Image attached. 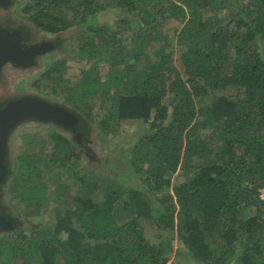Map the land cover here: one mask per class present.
Returning a JSON list of instances; mask_svg holds the SVG:
<instances>
[{"label": "trees", "instance_id": "1", "mask_svg": "<svg viewBox=\"0 0 264 264\" xmlns=\"http://www.w3.org/2000/svg\"><path fill=\"white\" fill-rule=\"evenodd\" d=\"M22 4V19L36 29L77 34L74 52L89 70L63 87L66 64L58 61L35 85L52 83L64 98L59 106L82 124L79 133L90 136L93 123L106 139L124 121L144 126L119 145L128 177L140 184L123 185L119 164L107 159L109 176L83 173L74 139L52 133L48 160L28 154L10 168L18 214L4 210L20 227L0 233V264H264V0ZM170 20L180 25L174 41L162 32ZM156 43L160 49L148 52ZM100 63L109 67L104 79ZM228 89L238 93L225 96ZM180 171L187 177L174 183ZM49 179L58 203L68 195L62 180L84 194L58 220L28 221L24 231L20 206L41 210Z\"/></svg>", "mask_w": 264, "mask_h": 264}, {"label": "rangeland", "instance_id": "2", "mask_svg": "<svg viewBox=\"0 0 264 264\" xmlns=\"http://www.w3.org/2000/svg\"><path fill=\"white\" fill-rule=\"evenodd\" d=\"M2 1V0H0ZM10 5V8L4 7L3 5H0V18H2V14L6 13L10 17L15 18H23V15L21 14V8L23 7L22 3H28L30 0H6ZM102 2H106L108 0H101ZM120 13L119 11L117 14H110L105 19V24L112 25L113 22L119 17ZM24 25H27L32 29V25L26 21ZM30 24V26H29ZM180 27V25L177 22L174 21H168L166 23V26L163 28V34L168 35L173 40V32L174 30ZM4 29L7 30L8 28L6 26H3ZM9 32V31H8ZM10 33V32H9ZM12 34V33H11ZM126 35H131L127 33ZM24 35L21 34L20 38H23ZM40 37V35L35 34V37ZM77 34L76 32H73L72 30H69L65 32L63 36V46L59 50H54L52 53L48 54H42L41 56H38L36 58V61L34 65L28 66V68H20V69H10L7 67L4 72V78L1 80L0 83V101L4 102L5 99H11V98H20L24 97L26 95L36 96L42 99V101H45L51 105H62L64 102L63 96H60L58 93H54L51 90L53 89V85L49 81H40L39 86H36L35 84L40 80L41 76L52 67L56 62L58 61H64L65 62V69L63 71V80H62V86L65 87L67 85H71L72 83H75L79 80L82 72L88 71L90 64L86 62L85 58H79L75 54V44L77 42ZM38 37V38H39ZM52 37V36H51ZM124 37V36H123ZM125 38H128L125 36ZM170 38L168 41L171 43ZM46 35L42 33V41H46ZM174 41V40H173ZM161 45L159 43L153 44L147 48V51L150 53H153L155 50L158 51L160 49ZM178 54V53H177ZM180 54H178L179 57ZM178 57L175 58L177 60L173 61L174 65L179 67ZM157 58V57H155ZM154 58V59H155ZM141 62H144V58H141ZM128 65V62L126 63ZM109 71V67L105 65L104 63H100L98 65V72L102 79L106 77L107 72ZM236 93H238V89H228L224 91L225 96L234 97L236 96ZM210 104L208 100L202 101L201 103H198L200 106L208 105ZM95 112L99 113L100 109L98 107V104L95 106ZM100 114V113H99ZM74 126L76 125L79 130L82 131L80 127H82V124L79 121L73 120ZM91 126L93 127V133L90 134V136L84 137L86 135L85 133H81L78 135V137L75 136L77 133H70L68 131H65L64 129L57 127L52 124L48 123H41L36 121H27L24 122L18 129H16L10 136L9 142H8V164L11 169H15V165L17 162V159L20 157H24L25 155H32V158L36 161L37 159H49V154L52 151L53 141L50 138V135L52 133L62 134L66 137L73 138L74 141L77 144V150L80 155L79 159V170L83 171V173L89 172L93 176L100 175V176H109L104 167H102L101 162L104 159H107L108 162L113 163L116 162L119 164V167H115L114 170L120 172L119 178L121 180V183L125 186L132 185L136 186L140 183L138 182V177L133 176L128 177V175L131 172V166L128 163V157H126V151L124 152L121 148V145L123 142H127L130 139H135L137 137V134H139L143 129L144 126L141 125L138 122H132V121H124L121 123L119 128V133L116 135H110L106 139H104L101 135L99 138L96 136L95 132V126L92 123ZM72 135V136H71ZM26 138L36 139L40 141L41 143L37 144L36 142L28 143V140ZM60 171L56 169L54 172V175L59 173ZM112 176V175H111ZM187 177L186 174H182V171L177 173L174 177V183L183 181ZM11 178V177H10ZM64 181L65 188V195L63 197L64 202L58 203L54 201L53 198V190L55 189L54 185L50 184V179L46 181L48 192L47 195L49 196V200L45 202L41 206V210H36L35 208H24L22 205L20 206V209L22 210L21 213H19V222H22V224H25L24 231H27L30 228V225L28 224V221L34 222L39 225L46 224L48 221H56L58 218L63 215L67 210L74 208L75 203L74 200L82 197L84 192L81 189V187L77 184L76 181L68 179V180H62ZM10 183L11 179L8 180L6 183V187L3 190V198L4 202L2 204V207L4 208L7 206L9 209H13V205L16 207H19V203L12 199V196L14 195L10 191ZM141 187V186H140ZM143 188V187H141ZM261 198L264 200V189L260 190ZM102 193L99 191V193L93 195L92 197L96 201H100L102 199ZM23 207V208H22ZM13 212V210H12ZM14 215H17L18 213L13 212ZM61 214V215H60ZM247 215H250V212H247ZM19 224L16 225V228H19ZM29 233V232H28Z\"/></svg>", "mask_w": 264, "mask_h": 264}, {"label": "water", "instance_id": "3", "mask_svg": "<svg viewBox=\"0 0 264 264\" xmlns=\"http://www.w3.org/2000/svg\"><path fill=\"white\" fill-rule=\"evenodd\" d=\"M0 5L10 7L6 0L0 1ZM26 57L30 61L25 63ZM31 53H26L18 43L15 36L5 30L0 29V83L4 78V70L12 66L15 69L28 68L34 65ZM72 119V120H71ZM70 112L59 105H51L42 101L39 97L26 95L20 98L5 99L0 101V233L13 231L17 222L10 218V214L5 212L3 204V190L10 179V165L8 164V142L11 134L24 122L36 121L55 125L75 134H80L79 128L73 123Z\"/></svg>", "mask_w": 264, "mask_h": 264}, {"label": "flooded vegetation", "instance_id": "4", "mask_svg": "<svg viewBox=\"0 0 264 264\" xmlns=\"http://www.w3.org/2000/svg\"><path fill=\"white\" fill-rule=\"evenodd\" d=\"M12 6V5H11ZM10 8V7H8ZM25 21L21 18H15V17H10L6 13L2 14V18H0V29H4L3 26H6L8 29L6 30L7 32L9 31L12 33L16 40L17 43L24 49L26 50V53H31L33 56L34 62L36 61V58L38 56H41L42 54L44 55L45 53H52L54 50H59L62 44L63 36L58 34H50L47 32L40 31L36 29L34 26L28 27L27 25H24ZM30 26V24H29ZM42 33L46 35V41H42ZM24 35L23 38H20V36ZM35 34H39L37 38L35 37ZM52 36V37H51ZM39 37V38H38ZM55 48L54 50H52ZM27 61H30L28 57H26L25 63H28ZM10 69L15 70L12 66H9Z\"/></svg>", "mask_w": 264, "mask_h": 264}]
</instances>
